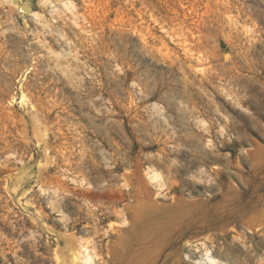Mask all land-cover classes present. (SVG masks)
<instances>
[{
  "label": "rangeland",
  "instance_id": "rangeland-1",
  "mask_svg": "<svg viewBox=\"0 0 264 264\" xmlns=\"http://www.w3.org/2000/svg\"><path fill=\"white\" fill-rule=\"evenodd\" d=\"M183 113L214 125V155L190 162ZM243 115L260 127L239 140ZM164 134L182 170L150 161ZM138 167L164 185L136 220ZM73 243L95 264H264V0H0V264H58Z\"/></svg>",
  "mask_w": 264,
  "mask_h": 264
},
{
  "label": "bare ground",
  "instance_id": "bare-ground-1",
  "mask_svg": "<svg viewBox=\"0 0 264 264\" xmlns=\"http://www.w3.org/2000/svg\"><path fill=\"white\" fill-rule=\"evenodd\" d=\"M200 20H202V19H200ZM199 23L201 24V22H199ZM202 27H203V25H202ZM186 51L188 53L190 52V56H189L190 61L194 62V60L197 57L193 58V53H192L190 48H186ZM62 53H63V51H62ZM197 60L199 61L198 58H197ZM179 67L181 68V71L184 72L183 67L182 66H179ZM193 68H194V66H193ZM237 97H239V96H237ZM259 108H260V105L256 106V108H255L256 110L254 112L255 114L259 113ZM188 117L189 116H187L185 113H183L181 115V119H182L181 122L182 123L180 124V126H182V127L180 128V132L184 131V134H183L184 137H191L192 139H194L196 141V142H193V144H192L193 145V148H192L193 153L192 154H193L194 158H192L190 162H193L194 160H196V158L200 157L201 154H205L206 156L214 155L215 151H213V149H211L213 147L212 146L213 143H212V139L210 137H206L203 140V144L202 145L200 144V141L204 138L205 133L206 134L212 133L214 125L210 122L208 125H206L204 122H201L202 124L199 127L201 132L194 131L192 128H190L188 126L183 127V124ZM243 119H244V121H242V124L240 126L233 125V127H232L234 129L235 133L237 134L236 138L239 140L244 139V134H245L244 127L246 126L249 118H248V116L243 115ZM38 121H39V118H38ZM35 122H36V120H35ZM38 123H36L35 124L36 126L34 127V129L36 131H38V129H37ZM247 125L249 127H253V128H256L258 126L260 127L258 121L254 122L253 119ZM248 126H246V127H248ZM165 133H167V132H165ZM181 139H182V137L174 136L173 134L161 135L159 139H156V141L160 142L159 148L157 150V156L151 157L150 161L157 164L158 166L166 168L168 170V172L182 170L183 166L178 165V163H176L173 158L171 159V154L175 150L179 152L180 148H176L174 146V144L180 142L179 140H181ZM79 140L81 142L83 141L82 138ZM48 145H49V143H47L45 141L44 142V149L45 150H48ZM242 151L245 152L246 154L249 153L250 156L252 155V152L251 151L249 152L246 147H243ZM251 157H253V156H251ZM66 161H67V168L70 172V177H71L72 181L76 182L78 179L85 176L86 159H85V154H84V148H82L80 155H76L74 152H70V154L66 158ZM139 163L140 162H138V165H142L141 163L140 164ZM201 164H203V162ZM139 167L136 170H138ZM216 168L217 167H215V169H212V172L215 173V175L218 173ZM134 173L135 174L133 176H130L129 174L126 175L125 180H124V185H126L130 189L129 199L133 201L132 205H130V207H129V209L131 211V215L136 220H139L140 218H142L144 216L152 217L159 212V208L157 206L158 205L157 204L158 203L157 202L158 193H157L156 189L155 190L152 189V187H153L152 185L155 183V185L159 186L160 188H161L162 184L164 185V183L161 180L160 173L156 172V170H151V168H149L148 170H143V171H141L139 169V171L137 173L136 172H134ZM169 175H170V173H169ZM59 186L64 187L62 184H59ZM67 190H69V187L67 188ZM75 190H78V188H76ZM91 251L88 248H86V246H84L82 244L80 247H77L73 243L71 245V248H70L69 256L62 258L60 260L57 259V263L58 264H95L94 260H93L94 254ZM191 263L192 264H220L219 260L216 257H214L208 250H205L203 255L199 256L198 258L195 257L191 261Z\"/></svg>",
  "mask_w": 264,
  "mask_h": 264
}]
</instances>
